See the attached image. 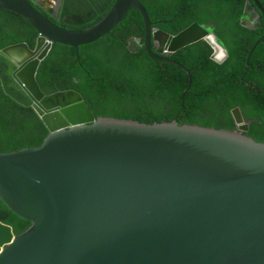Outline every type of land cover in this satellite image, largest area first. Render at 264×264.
<instances>
[{
  "label": "water",
  "instance_id": "obj_1",
  "mask_svg": "<svg viewBox=\"0 0 264 264\" xmlns=\"http://www.w3.org/2000/svg\"><path fill=\"white\" fill-rule=\"evenodd\" d=\"M132 8L144 18L153 59L178 66L169 57L202 40L213 60L229 58L210 26L193 23L175 35L152 28L139 0H115L81 31L55 24L29 0H0L39 34L34 49L21 42L0 50L2 88L49 131L38 147L0 152V198L32 222L15 235L0 221V264H264V142L247 135L240 107L235 130L146 124L96 117L75 90L42 91L38 70L55 43L78 50Z\"/></svg>",
  "mask_w": 264,
  "mask_h": 264
},
{
  "label": "trees",
  "instance_id": "obj_2",
  "mask_svg": "<svg viewBox=\"0 0 264 264\" xmlns=\"http://www.w3.org/2000/svg\"><path fill=\"white\" fill-rule=\"evenodd\" d=\"M35 8L55 24L81 31L99 22L115 0H62L59 19L48 0ZM152 28L178 34L193 23L210 26L229 51L224 63L213 60L205 40L169 57L153 59L145 47V22L132 8L108 35L77 49L55 43L42 61L37 80L45 94L78 91L96 117L153 124L178 121L217 129H237L233 110L251 122L247 135L264 142V14L254 0H139ZM264 5V0H260ZM247 17V18H245ZM39 34L20 15L0 9V50ZM153 51L155 49L153 48ZM49 131L32 107L7 96L0 81V152L40 146ZM0 221L14 234L32 222L19 217L0 198Z\"/></svg>",
  "mask_w": 264,
  "mask_h": 264
},
{
  "label": "rangeland",
  "instance_id": "obj_3",
  "mask_svg": "<svg viewBox=\"0 0 264 264\" xmlns=\"http://www.w3.org/2000/svg\"><path fill=\"white\" fill-rule=\"evenodd\" d=\"M35 3H39L43 0H34ZM49 3L54 7L55 11H56V18L59 19V14H60V11H61V7H62V0H48ZM247 18V17H245ZM211 30H213L211 28ZM247 129L246 125L243 127V130Z\"/></svg>",
  "mask_w": 264,
  "mask_h": 264
},
{
  "label": "bare ground",
  "instance_id": "obj_4",
  "mask_svg": "<svg viewBox=\"0 0 264 264\" xmlns=\"http://www.w3.org/2000/svg\"><path fill=\"white\" fill-rule=\"evenodd\" d=\"M236 116L238 117V119H239V122L241 123V126H243L242 125V119H241V116H240V114H239V111H236Z\"/></svg>",
  "mask_w": 264,
  "mask_h": 264
}]
</instances>
